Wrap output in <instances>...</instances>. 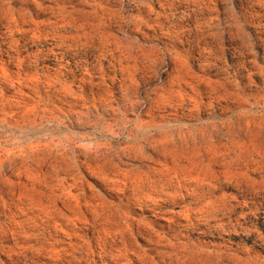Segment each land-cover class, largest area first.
<instances>
[{"label": "rangeland", "instance_id": "1", "mask_svg": "<svg viewBox=\"0 0 264 264\" xmlns=\"http://www.w3.org/2000/svg\"><path fill=\"white\" fill-rule=\"evenodd\" d=\"M0 264H264V0H0Z\"/></svg>", "mask_w": 264, "mask_h": 264}]
</instances>
